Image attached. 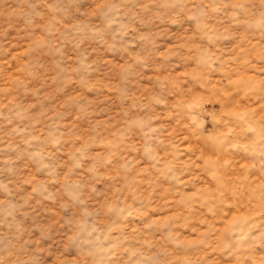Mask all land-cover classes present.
<instances>
[{
    "label": "rangeland",
    "instance_id": "374dc122",
    "mask_svg": "<svg viewBox=\"0 0 264 264\" xmlns=\"http://www.w3.org/2000/svg\"><path fill=\"white\" fill-rule=\"evenodd\" d=\"M0 264H264V0H0Z\"/></svg>",
    "mask_w": 264,
    "mask_h": 264
}]
</instances>
